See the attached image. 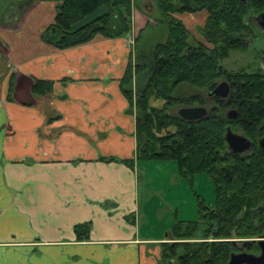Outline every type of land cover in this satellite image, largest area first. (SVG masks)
I'll return each instance as SVG.
<instances>
[{"label": "crops", "instance_id": "1", "mask_svg": "<svg viewBox=\"0 0 264 264\" xmlns=\"http://www.w3.org/2000/svg\"><path fill=\"white\" fill-rule=\"evenodd\" d=\"M36 6L0 28L19 32ZM129 39L97 36L67 50L38 42L23 58L0 48L11 64L0 61V264H160L170 235L151 240L137 229L136 118L120 88ZM34 79L53 81V93L34 96ZM84 223L89 241L75 233Z\"/></svg>", "mask_w": 264, "mask_h": 264}, {"label": "trees", "instance_id": "2", "mask_svg": "<svg viewBox=\"0 0 264 264\" xmlns=\"http://www.w3.org/2000/svg\"><path fill=\"white\" fill-rule=\"evenodd\" d=\"M46 1L57 3L58 13L42 41L57 50L86 45L97 36L124 38L134 31L133 10L138 0ZM154 2L166 27L165 42L141 49L143 29L135 37L134 55L120 80L131 106L136 102V160L174 161L184 177L192 180L207 174L216 189L215 206L201 200L199 221L177 225L169 234L171 242L161 244L160 264H229L235 251L233 239L255 238L264 232V149L259 144L264 137V69L229 71L223 62L233 52H247L257 38L258 25L250 17L264 13V0ZM102 8L106 9L102 15L75 29ZM203 11L208 17L200 33L207 44L190 41L187 26L175 16ZM222 80L231 86L229 98H216L207 106L205 95ZM14 86L12 76L8 100H12ZM53 91V81L34 79V96ZM160 102L161 107L155 106ZM183 105H205L209 114L199 121H185L174 111ZM230 109L238 110L237 120L227 118ZM229 128L254 143L253 155L229 150L225 140ZM123 162L134 165V159ZM91 231V223L75 227L79 241H89Z\"/></svg>", "mask_w": 264, "mask_h": 264}, {"label": "rangeland", "instance_id": "3", "mask_svg": "<svg viewBox=\"0 0 264 264\" xmlns=\"http://www.w3.org/2000/svg\"><path fill=\"white\" fill-rule=\"evenodd\" d=\"M28 1L30 0H0V24L9 21L8 15L10 13H13L16 17L19 11L16 6L20 5L24 8ZM36 3L37 6L29 9L24 17L25 25L22 30L19 29V32H15L16 28H0V38L6 42L0 48H4V53L9 58H16V55L23 58L25 48L36 50L38 42L39 47L48 45L46 43L45 45L42 41V34L50 25L56 23L57 3L46 0H37ZM105 10V8H102L99 12L86 18L75 29L93 21L97 16L102 15ZM23 11L20 13L22 14ZM175 16L187 26L190 32V41L195 40L207 44L200 33L207 21L208 13L206 11L193 15L178 14ZM161 19L162 13L154 0L137 1V5L133 10V29L136 36L144 29L140 38L141 49H152L156 45L165 42L166 27L160 22ZM256 29L258 35L250 44L249 50L245 53L233 52L223 62V66L227 70L240 71L248 69L254 71L260 69V67L264 69V30H261L258 26ZM134 31L129 35V41L133 43L130 44L132 48L135 46ZM0 52H2V49H0ZM5 54L3 55L5 58L0 59V61L11 65ZM132 54L134 55V51ZM16 68L15 65H12V71H15ZM205 97L207 106L214 104V100L207 97V94ZM162 105V102L155 103L157 107ZM183 107L187 106L177 107L174 111L178 112ZM130 109L136 114V102L133 103V106L130 104ZM135 162H139L137 166L143 177L140 184L142 218L139 216L137 227L138 230L141 229L143 238H150L151 240L165 239L177 225H190L198 222L201 218L199 212L201 200L210 207L215 206L216 189L207 174L196 175L191 180L180 173L174 161L140 159L135 160ZM158 247H161V250L164 248L163 245H158Z\"/></svg>", "mask_w": 264, "mask_h": 264}, {"label": "water", "instance_id": "4", "mask_svg": "<svg viewBox=\"0 0 264 264\" xmlns=\"http://www.w3.org/2000/svg\"><path fill=\"white\" fill-rule=\"evenodd\" d=\"M36 2L37 0L28 1L26 6L24 8L22 7V10L25 8H26L25 10H27V8L31 7ZM250 19H252L254 23H257V25L262 30H264V13L255 18L253 17V15H251ZM230 94H231L230 84L227 81H222L216 86L214 90L208 92L207 97L219 98L225 100L229 98ZM208 114H209V110L204 106L183 107L178 110L179 117L189 122L202 120L206 118ZM238 116H239V112L236 109H230L227 112V118L230 121L237 120ZM225 140L228 144L229 150L235 155L248 152L252 148V142L248 138H246L241 134H237L233 132L231 128L227 130ZM260 147L264 148V140L261 141ZM260 247L262 250L261 256L256 257L249 254H240V255L234 254L231 256L230 264H264V241L260 242Z\"/></svg>", "mask_w": 264, "mask_h": 264}, {"label": "flooded vegetation", "instance_id": "5", "mask_svg": "<svg viewBox=\"0 0 264 264\" xmlns=\"http://www.w3.org/2000/svg\"><path fill=\"white\" fill-rule=\"evenodd\" d=\"M16 9L19 10L18 13H20V11H23L22 7L20 5L16 6ZM14 16L15 15L12 13L11 15H9V18H14ZM212 99L214 100V102L217 101L216 98H212ZM198 106H203V105H196V106H191V107H198ZM206 108L208 110H210L209 107H206ZM235 133H237V132H235ZM262 140H264V137H263V139L260 140L259 144H261ZM253 145H254V143L252 142L251 150L248 152H245L243 154H239V155H242V156L243 155H250V154L253 155V151L256 150ZM261 149H264V148H261ZM262 241H264V232L259 234L255 238L233 239L232 242L234 243L235 251L231 254V256L234 254L235 255L249 254V255L259 257V256H261V253H262V250L260 247V242H262ZM230 260H231V257H230ZM174 264H176V262ZM229 264H230V261H229Z\"/></svg>", "mask_w": 264, "mask_h": 264}, {"label": "built area", "instance_id": "6", "mask_svg": "<svg viewBox=\"0 0 264 264\" xmlns=\"http://www.w3.org/2000/svg\"><path fill=\"white\" fill-rule=\"evenodd\" d=\"M131 44H133L132 42H130Z\"/></svg>", "mask_w": 264, "mask_h": 264}]
</instances>
